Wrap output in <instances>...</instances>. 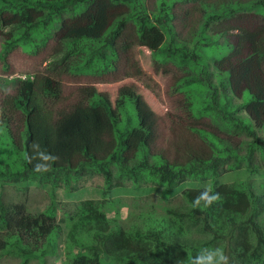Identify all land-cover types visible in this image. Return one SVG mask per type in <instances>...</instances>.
I'll return each instance as SVG.
<instances>
[{"label":"trees","instance_id":"1","mask_svg":"<svg viewBox=\"0 0 264 264\" xmlns=\"http://www.w3.org/2000/svg\"><path fill=\"white\" fill-rule=\"evenodd\" d=\"M209 31L233 40L221 46ZM0 37V58L22 46L25 73L33 74L13 80L0 100L1 181L57 184L93 168L111 189L122 184L112 183L114 165L132 185L151 180L169 193L245 164L243 181L209 187L220 194L211 206L195 205L206 187L183 189L185 203L168 210L173 227L166 229H109L94 201H83L61 220H77L68 236L85 233L65 244L79 248L66 264H103L102 256L124 264H191L218 245L231 264H264V195L252 188V176L263 175L253 160L255 149L264 159V139L255 133L264 126V0H0ZM39 60L46 72L36 70ZM193 69L201 79L190 78ZM128 73L159 78L167 111L124 82ZM101 82L118 83L110 93L95 85ZM226 92L242 101L232 108ZM15 114L22 128L14 132ZM34 142L57 159L33 158ZM37 164L48 170L36 171ZM56 211L53 202L37 214L0 202V254L13 251L27 264L54 252Z\"/></svg>","mask_w":264,"mask_h":264},{"label":"rangeland","instance_id":"2","mask_svg":"<svg viewBox=\"0 0 264 264\" xmlns=\"http://www.w3.org/2000/svg\"><path fill=\"white\" fill-rule=\"evenodd\" d=\"M178 33L185 35L188 31L182 30ZM208 33L213 35L214 38H217V42L221 46H223V44L226 45L227 42H231L233 40L231 35L217 37L212 31H209ZM2 46L3 38L0 37V50ZM140 48L145 53H150L151 51L147 46H141ZM45 51H49V49ZM25 54L26 49L21 46L12 49L5 59L0 58V100H2L6 94L11 93L10 88H13V80L23 77L24 75L29 77L33 75L32 73H25V70H28V66H30V64L24 60ZM45 55L47 56L48 54L45 52ZM38 57L39 56H37V60ZM74 59L78 60L77 57H74ZM209 63H211V61ZM45 65L46 62H41L39 60L37 62L36 70L46 72L47 70ZM190 74V78H194L196 80L197 78L201 79L202 76L194 69L190 70ZM217 78L215 76L211 77L210 81L212 85L218 84ZM123 81L139 85L142 88L146 101L151 106L154 108L158 107L163 112L167 111L168 102L165 96V88L159 78L153 74L145 76L142 74L128 73ZM117 83L118 82H101L95 83V85H103L107 92L114 93ZM197 84L198 83H193L190 88L196 89L203 87V85L200 87H194V85ZM177 94V91L172 93V95ZM226 94L230 99L232 108L242 101L229 92H226ZM160 122H164V116L161 117ZM159 124V134L161 133V129L163 131V134H160V140L163 141L166 136V132L164 130L165 126L162 123ZM10 125L14 132L19 131V129L22 128L19 115L15 114L10 119ZM255 133L264 139V126L256 128ZM235 135L229 134L227 137L238 142L244 139L243 135ZM255 150L256 153L253 160V166L255 167L260 165L263 175L254 174L252 176V188L256 193L264 195V159L260 150ZM244 152L245 149L240 147L239 153ZM111 169L113 172L112 183H115L116 179H118L122 184L118 186L114 184L115 186L110 190L106 188L104 176L93 168H88L85 174L82 175V177H77L76 180H73L71 177L73 174L70 173L67 181L64 180L62 183L57 184L50 182L40 183L39 180L36 181L37 179H35L28 180L24 183L20 182L17 183V185H14L13 183L0 180V202L4 205L9 204L10 202L23 203L26 206V210L31 214H37L53 202V204L57 207V217L66 218L68 214L72 212L74 214L77 211L78 205L83 203V201L92 199L94 201V205L100 211L108 215L109 221L107 220L106 222L107 228L122 229L123 231L130 232L133 228L138 227L139 231L141 230L142 232H146L159 227H164L165 229L167 226L173 227L172 220H170L172 214H170L168 210H177L180 205L185 203V198L182 194V190L184 188H209L215 184L233 183L244 179L246 176L243 173L246 169L245 164H243L239 169L223 172L215 178H207L203 181L187 180L177 186L173 192L171 191L168 193L165 192L162 186L153 183L151 180L143 179L139 186H134L129 178L119 177L121 174L119 173L117 167L113 165L111 166ZM261 218L264 222V211L261 214ZM76 222L77 220L70 221L67 225L63 224V233L54 237V252L47 253L43 258H31L27 264H66L68 255L75 253L79 248L72 245L65 247V244L72 242L75 236L80 239L83 235H85V233L76 234L77 231H75L68 236L71 223L73 224ZM80 229L82 228L80 227ZM3 233V230L0 228V234ZM2 237L4 236L2 235ZM227 251L229 252L230 248H228ZM14 253L15 252L13 251L6 252L5 254L1 253L0 264H21V257ZM102 261L103 264H124L121 261L107 257H102Z\"/></svg>","mask_w":264,"mask_h":264},{"label":"clouds","instance_id":"3","mask_svg":"<svg viewBox=\"0 0 264 264\" xmlns=\"http://www.w3.org/2000/svg\"><path fill=\"white\" fill-rule=\"evenodd\" d=\"M25 77H26V75H24L21 78H25ZM32 147H33L34 153H35L33 158L40 157V158H42L45 161H53V160L57 159L56 157H54V156H52L50 154H45L43 151H39L38 150L39 149V145L36 142L33 143ZM41 169H43L45 171L48 170V168L45 165H42V164H37L35 166V170L36 171H41ZM114 186H112V188ZM106 188H107V186H106ZM107 189L110 190V188H107ZM219 199H220V194L219 193L212 194L211 193V189L206 187L205 191H203L202 193H200V195H198L196 197L195 205H200L201 202H203L205 206H211V204H213L214 202L218 201ZM89 200H92V199H89ZM25 208H26V206H25ZM26 212L29 213V211H27V210H26ZM72 214H73V212L68 214V216L72 215ZM106 216L108 217L107 214H106ZM55 218L60 223V224L57 223L59 225V227H60L59 230H58V231H60L58 235H60V234L63 233V224L67 225L68 222H66V221H62L61 222V220L64 219V218H60V217L58 218L57 217V211H56ZM101 261H102V259H101ZM102 263H103V261H102ZM191 264H230V257L226 253L225 248L223 246H217V247H214V248H205V249H202L197 254V256H195L192 259Z\"/></svg>","mask_w":264,"mask_h":264}]
</instances>
